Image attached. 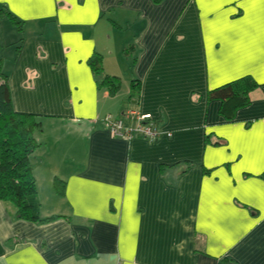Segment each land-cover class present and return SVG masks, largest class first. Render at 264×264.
Returning a JSON list of instances; mask_svg holds the SVG:
<instances>
[{
    "label": "crops",
    "instance_id": "1",
    "mask_svg": "<svg viewBox=\"0 0 264 264\" xmlns=\"http://www.w3.org/2000/svg\"><path fill=\"white\" fill-rule=\"evenodd\" d=\"M0 7L13 109L42 121L32 161L48 219L0 200V264H264V0ZM244 78L257 87L230 120L209 93ZM128 112L161 136L114 137L103 119L133 126Z\"/></svg>",
    "mask_w": 264,
    "mask_h": 264
},
{
    "label": "trees",
    "instance_id": "2",
    "mask_svg": "<svg viewBox=\"0 0 264 264\" xmlns=\"http://www.w3.org/2000/svg\"><path fill=\"white\" fill-rule=\"evenodd\" d=\"M1 11L11 15L5 8L0 7ZM89 63L98 85L106 86L111 94H116L121 81L104 73L101 56H93ZM256 87L255 81L244 78L210 91L209 97L222 101V112L231 120L235 110L249 103V94ZM42 129L39 116L19 113L13 109L8 77L3 70V59H0V200L10 201L16 206L18 219L33 222L48 220L41 219L39 215L37 182L32 161L40 147L37 134ZM55 188L61 193L64 183L56 180Z\"/></svg>",
    "mask_w": 264,
    "mask_h": 264
},
{
    "label": "built area",
    "instance_id": "3",
    "mask_svg": "<svg viewBox=\"0 0 264 264\" xmlns=\"http://www.w3.org/2000/svg\"><path fill=\"white\" fill-rule=\"evenodd\" d=\"M124 118H131L132 115L137 116V123L133 126L126 125L123 118H116L112 115L106 116L102 123L114 137L125 140H132L137 137L144 138L151 142L156 141L161 132L156 125V122L148 114L140 115L135 112L123 114Z\"/></svg>",
    "mask_w": 264,
    "mask_h": 264
},
{
    "label": "rangeland",
    "instance_id": "4",
    "mask_svg": "<svg viewBox=\"0 0 264 264\" xmlns=\"http://www.w3.org/2000/svg\"><path fill=\"white\" fill-rule=\"evenodd\" d=\"M1 14H3L2 11L0 12V16H1ZM3 20H4V17L1 16L0 17V59H3V56L5 55V53L7 51L6 49H8V47H5L7 44H6V40L4 39V36H3V31L6 30V28H7L6 26L7 25L9 26V24H10L7 21H6V23L3 22Z\"/></svg>",
    "mask_w": 264,
    "mask_h": 264
}]
</instances>
